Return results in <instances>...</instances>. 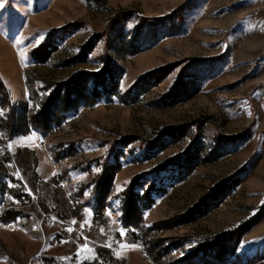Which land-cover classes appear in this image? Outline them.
Here are the masks:
<instances>
[{
  "label": "rangeland",
  "instance_id": "1",
  "mask_svg": "<svg viewBox=\"0 0 264 264\" xmlns=\"http://www.w3.org/2000/svg\"><path fill=\"white\" fill-rule=\"evenodd\" d=\"M0 264H264V0H0Z\"/></svg>",
  "mask_w": 264,
  "mask_h": 264
},
{
  "label": "trees",
  "instance_id": "2",
  "mask_svg": "<svg viewBox=\"0 0 264 264\" xmlns=\"http://www.w3.org/2000/svg\"><path fill=\"white\" fill-rule=\"evenodd\" d=\"M103 189H104V186H103V183H100V185H98V188H97V191H96V194H95V197L97 198V207L100 206V202H101V199L103 197ZM94 209L96 210V206H94ZM97 211V210H96Z\"/></svg>",
  "mask_w": 264,
  "mask_h": 264
}]
</instances>
